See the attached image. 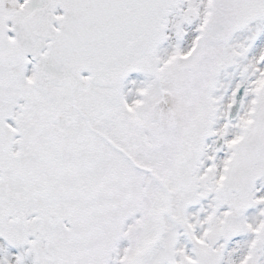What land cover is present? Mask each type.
I'll use <instances>...</instances> for the list:
<instances>
[{"label": "snow or ice", "instance_id": "1", "mask_svg": "<svg viewBox=\"0 0 264 264\" xmlns=\"http://www.w3.org/2000/svg\"><path fill=\"white\" fill-rule=\"evenodd\" d=\"M0 264H264V0H0Z\"/></svg>", "mask_w": 264, "mask_h": 264}]
</instances>
